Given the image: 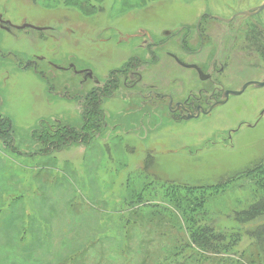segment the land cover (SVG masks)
<instances>
[{
	"label": "rangeland",
	"instance_id": "rangeland-1",
	"mask_svg": "<svg viewBox=\"0 0 264 264\" xmlns=\"http://www.w3.org/2000/svg\"><path fill=\"white\" fill-rule=\"evenodd\" d=\"M263 1L0 0L1 21L46 28L0 22L2 135L23 152L0 139V264H264V114L247 127L264 88L182 121L137 95L220 100L261 81L264 12L204 17L199 54L180 42L200 46L204 13L229 19ZM108 80L85 142L36 154L40 123L80 130L87 95Z\"/></svg>",
	"mask_w": 264,
	"mask_h": 264
},
{
	"label": "flooded vegetation",
	"instance_id": "flooded-vegetation-1",
	"mask_svg": "<svg viewBox=\"0 0 264 264\" xmlns=\"http://www.w3.org/2000/svg\"><path fill=\"white\" fill-rule=\"evenodd\" d=\"M264 2V1H263ZM262 2V3H263ZM261 3V4H262ZM260 4V5H261ZM255 6V7H252L251 9L249 10H246L248 12H254L257 10V8L260 6ZM244 12V11H242ZM263 11L257 13L256 15H259L261 14ZM241 12H237L235 13L234 15H232L229 19H225V18H222V17H218L216 15L214 16H211V15H208V14H203L202 16H200L197 21H196V24L194 26V31L196 33V35L198 36V38L200 39V46L194 50V51H189L185 48L184 44H183V38L180 42V45L182 47V49L184 50V52L188 55H196V54H199L201 51H202V45H203V39H202V33H201V28H200V24L201 22L203 21L204 17H207V18H210V19H213V20H216V21H219V22H223V23H231L236 17H247V16H237V14H239ZM256 15H253V16H248V17H254ZM182 31H188V33L191 34V31L190 29H188L187 27H181L178 29V32L177 33H180ZM176 33V34H177ZM165 35H168L169 33L168 32H164ZM169 56H173V55H169ZM175 57V56H174ZM177 58V57H176ZM178 59V58H177ZM179 60V59H178ZM180 61V60H179ZM181 62V61H180ZM183 63V62H181ZM184 65H191V66H195L199 71H201L202 75L200 77V75L197 73L196 70L192 69L195 71L198 79L200 81H208V80H211V76L213 73H208V72H204L202 68H200L199 66L195 65V64H185L183 63ZM180 66V65H179ZM180 67H183V66H180ZM185 68V67H183ZM187 69V68H186ZM264 78V77H263ZM262 78V79H263ZM261 79V80H262ZM248 83V82H246ZM244 83V84H246ZM243 84V85H244ZM242 85V86H243ZM241 86V87H242ZM241 87L238 89L240 90ZM248 88H252V89H255V90H259V89H262L264 88V86L262 88H255V87H248ZM247 88V89H248ZM246 89V90H247ZM238 90H224V92L226 91H238ZM245 90V91H246ZM244 91V92H245ZM243 92V93H244ZM215 91L211 90L209 92V90H199L198 93L196 95H190L188 98L182 100V101H174V99L172 98L171 95L169 94H166V93H157L155 91H152V90H149V92L147 91V93L145 95H143V93L141 92H138L137 95H139V97L143 100V101H150V102H156V101H160V100H166L167 101V110L169 112H171L172 114H176L178 112H181L182 115H180L179 117V121H182V120H188L187 117L188 116H191L192 118L191 119H197L199 116L203 115V116H206L208 114H210L215 108L219 107V106H216L213 108V106L216 104V103H219V102H222L224 100L223 98V93H222V96H221V99L220 100H216L215 98ZM242 93V94H243ZM241 94V95H242ZM239 95V96H241ZM238 96V97H239ZM231 97H236V96H231L229 95L228 98H227V101L231 98ZM222 106V105H221ZM264 114V110H262L259 114V117L254 121V125L253 126H250L248 125L247 127L248 128H253L255 127L258 122L260 121V116H262ZM241 125V124H239ZM239 129V126L236 130H233L232 133L230 134V137L235 134Z\"/></svg>",
	"mask_w": 264,
	"mask_h": 264
},
{
	"label": "trees",
	"instance_id": "trees-1",
	"mask_svg": "<svg viewBox=\"0 0 264 264\" xmlns=\"http://www.w3.org/2000/svg\"><path fill=\"white\" fill-rule=\"evenodd\" d=\"M112 80H108L107 83L105 82V87L100 88L99 91L98 89L91 94L87 95V104L85 105V112L87 113H82L81 114V119L85 122L89 121L87 118V114L93 111H96L95 104L92 103L91 101L97 94L100 98L102 96H105V92L111 88V82ZM108 88V89H106ZM7 122V121H6ZM9 124V123H8ZM87 123H85L83 126L80 127V130L78 129H73L70 130L68 127H58V129H53L54 126H51L47 122H41L40 125L38 126L39 128L43 129V132L41 133L40 141L45 145V147L41 150L38 151L36 154H39L41 158L43 157H50L56 156L58 153H60L63 148L72 146L73 144H82L85 142L86 137H87V132H85V127H87ZM4 128H9L11 125H7V123H4V121H0V139L4 140L5 138L2 135ZM64 128V129H63ZM6 142H9V146L11 147V150L17 154H23L22 151L17 150L14 147L15 141L14 137H7L5 139ZM11 142V143H10ZM13 143V144H12Z\"/></svg>",
	"mask_w": 264,
	"mask_h": 264
},
{
	"label": "water",
	"instance_id": "water-1",
	"mask_svg": "<svg viewBox=\"0 0 264 264\" xmlns=\"http://www.w3.org/2000/svg\"><path fill=\"white\" fill-rule=\"evenodd\" d=\"M264 10V2L257 8V10L256 11H254V12H248V11H244V12H241V13H239V14H237V16H253V15H256L257 13H259V12H261V11H263ZM0 22L1 23H4L6 26H2V28L5 30V31H7V32H11L10 31V29H9V27L10 28H13V29H17V30H20V29H25V28H28V29H32V30H35V31H42V30H45L46 28H40V27H34V26H32V25H28V24H24V25H22V26H20V27H14L11 23H9V22H3V21H1V19H0ZM172 58L175 60V62L178 64V65H180V66H183V67H185V68H187V69H194V70H196L197 71V73L200 75V77H201V75H202V73H201V71H199L195 66H191V65H184L183 63H181L176 57H174V56H172ZM80 73H81V71H80ZM83 73V72H82ZM87 76L88 77H91V74H90V72L89 73H87ZM255 87V88H262L263 86H264V78L261 80V81H251V82H248V83H246V84H244L242 87H241V89L240 90H238V91H226V92H224L223 93V98H224V100L222 101V102H219V103H216L214 106H213V108L214 107H216V106H221V105H223L224 103H226L227 102V98H228V96L229 95H231V96H239V95H241L248 87ZM192 117L191 116H188L187 117V119H191Z\"/></svg>",
	"mask_w": 264,
	"mask_h": 264
}]
</instances>
